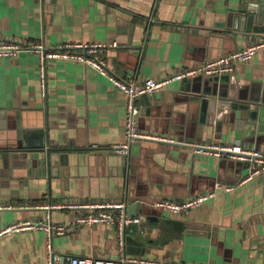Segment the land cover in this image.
I'll use <instances>...</instances> for the list:
<instances>
[{"label":"crops","instance_id":"0c3cea01","mask_svg":"<svg viewBox=\"0 0 264 264\" xmlns=\"http://www.w3.org/2000/svg\"><path fill=\"white\" fill-rule=\"evenodd\" d=\"M261 1L0 0V41L46 48L115 41L118 46L106 55L113 73L160 79L263 38L264 32L239 30L238 18L232 29L234 15H245L252 4L257 11ZM45 74L42 95L37 49L0 58V146L45 144L18 162L9 158L4 165L0 159V205L13 206L0 209V227L18 219L44 220L49 213L52 222L66 224L65 233L52 237L61 257L116 260L114 225L76 222L86 212L82 208L47 207L127 198V206L137 202L136 215L151 228L147 235L137 225L127 229L135 240L124 244L128 256L161 264H264V172L242 181V162L197 153L190 144L246 143L264 153V134L247 138L244 123L238 130L236 119L218 122L208 112L210 122L200 124L199 102L185 82L175 80L138 97L136 118L139 130L175 142L141 139L122 154L112 146L127 139L124 93L79 61L46 59ZM230 74L237 88L264 101V47L237 62ZM214 182L231 189L221 187L188 214L152 205L212 190ZM0 264H48L45 232L0 237Z\"/></svg>","mask_w":264,"mask_h":264},{"label":"built area","instance_id":"2783aa9c","mask_svg":"<svg viewBox=\"0 0 264 264\" xmlns=\"http://www.w3.org/2000/svg\"><path fill=\"white\" fill-rule=\"evenodd\" d=\"M118 46L117 42H77L66 43L56 47L46 48L42 45H24L13 40L0 41V58L15 56L22 48L37 49L39 53V80L42 95H45V67L46 59H62L83 62L95 68L102 76L106 77L117 89L122 91L126 97V109L124 124L126 127L127 139L121 144L112 146L119 153H127L130 144L138 139H154L165 142H175L166 135H159L152 132L141 131L136 126V118L139 114L137 99L143 94H152L160 91L166 84L180 80L185 77H195L197 75L211 76L230 74L234 70L237 62H245L251 59L253 54L264 47V37L257 42L249 43L243 48L232 50L221 54L215 58L205 60L198 66L186 67L170 75L160 78L123 79L117 76L107 65L106 55L112 48ZM187 143V142H185ZM189 144V143H187ZM193 150L201 154H215L218 156H228L234 160L242 162L247 171V175L242 181L248 180L253 175L264 172V153L254 148L240 146L239 144H194L190 143ZM212 190H206L190 196L182 201L170 198L160 199L152 205L161 211L170 214H188L191 210L200 207L206 200L213 198L219 189H231L230 186L214 185ZM77 207L86 210L84 214L76 217L79 223H109L115 226L119 243V256L116 260L97 258L92 256L70 255L64 258L62 264H161L155 261L128 256L124 250V237L127 229L132 225H137L141 234L147 235L151 228L142 224L140 216L129 215L126 211L127 203L122 201L104 202H82L50 205L51 207ZM2 208H13L12 205H0ZM24 230H43L46 236L47 263L59 264L61 256L53 251L52 237L65 233L66 224L54 223L46 213L44 220L18 219L0 227V237L8 236L12 233Z\"/></svg>","mask_w":264,"mask_h":264},{"label":"water","instance_id":"95a60500","mask_svg":"<svg viewBox=\"0 0 264 264\" xmlns=\"http://www.w3.org/2000/svg\"><path fill=\"white\" fill-rule=\"evenodd\" d=\"M50 1L52 2L53 0ZM256 7L257 11H255V4H252L251 8L245 9V15H238V17L237 14L234 15L232 29H237L236 21L238 18L240 23L239 30L243 31L244 29H247V31L253 30L263 33L264 0ZM257 22L260 26L256 25ZM242 24L246 25V28H242ZM229 78H231L230 81ZM180 81L185 82V84L188 85V90L192 93L193 99L199 102L200 124L204 125L210 122V120L207 119L208 112L210 116L214 115V118H216L218 122L225 121V119L227 121H234L236 119L234 122L235 129L238 130L240 129L241 124L244 123L246 127L244 134L248 136L247 138H254L256 140L259 135L264 134V101L262 100L263 102H260L257 95H248L245 91L246 87L241 86L240 88H237V82L234 81L232 74L211 76L197 75L195 77L182 78ZM141 96L145 98L147 94H143ZM139 140L141 139L132 142L130 147L134 145V143L139 142ZM44 145V142L41 141L35 145L19 144L11 147L0 146V159H2L4 165L8 164L9 158H13L16 162H18L19 156L23 157L28 151L34 152L38 150H45ZM246 145L247 144L244 143V147H247ZM47 150L49 149H46V151ZM237 162L241 163L240 161ZM215 183L216 182H214L212 186H214ZM125 202H127V198H125ZM126 211L129 215L135 216L139 211L137 210V202L133 201L129 204L126 207ZM131 241L133 242L135 240L125 234L124 243ZM127 251L129 250L127 249ZM63 261L64 257H61L59 264H62Z\"/></svg>","mask_w":264,"mask_h":264},{"label":"rangeland","instance_id":"374dc122","mask_svg":"<svg viewBox=\"0 0 264 264\" xmlns=\"http://www.w3.org/2000/svg\"><path fill=\"white\" fill-rule=\"evenodd\" d=\"M136 232H137V230H136ZM144 257H149V256H144Z\"/></svg>","mask_w":264,"mask_h":264}]
</instances>
